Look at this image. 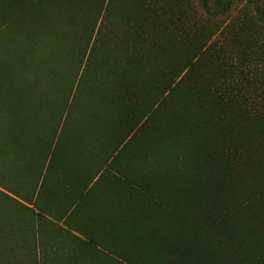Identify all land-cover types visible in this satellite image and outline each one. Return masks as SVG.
Listing matches in <instances>:
<instances>
[{
    "label": "trees",
    "instance_id": "trees-1",
    "mask_svg": "<svg viewBox=\"0 0 264 264\" xmlns=\"http://www.w3.org/2000/svg\"><path fill=\"white\" fill-rule=\"evenodd\" d=\"M45 1L0 0V27L17 14L39 28ZM92 1L99 16L117 4ZM196 1L195 56L167 63L179 47L138 23V43L97 40L81 75L65 70L50 122L12 89L0 161L22 168L19 192L6 186L23 201L0 191V264H264V0L258 16L243 10L256 0ZM217 34L230 65L204 66Z\"/></svg>",
    "mask_w": 264,
    "mask_h": 264
},
{
    "label": "rangeland",
    "instance_id": "rangeland-1",
    "mask_svg": "<svg viewBox=\"0 0 264 264\" xmlns=\"http://www.w3.org/2000/svg\"><path fill=\"white\" fill-rule=\"evenodd\" d=\"M256 1V6L246 7L243 10L248 11L252 16H258L257 8H261L263 3L260 0ZM144 2L145 5L140 1L134 3V0L122 2L117 0L115 6L106 7L104 11L106 15L110 10L108 19L110 18L112 22L105 20L104 13L99 16L97 9L92 7L94 3L92 0H46L42 7L44 14L41 19L36 20L41 22L39 28L32 25L33 16L25 20L15 14L12 20L13 26L8 34L0 27V104L3 105V108H0V126L8 122L5 108L10 107V103L15 98L11 95L13 88H16V95L18 94L23 101L21 104L26 110L28 108L27 117L30 120L41 118V121L50 122L51 112L57 110L56 104L64 102L62 81L69 82V77L64 75L65 70L79 69L81 75L91 51L95 50L93 46L97 40L102 46L109 44L112 47L116 46L117 40L126 47L133 39L125 33L134 24L148 23L154 36L160 37V40L168 46L174 44L179 47L176 57L165 56L167 63L174 61L178 64L179 54H184V59L195 56L200 38L196 36L194 22L197 18L205 17L197 1L157 0L156 5L152 4V0H144ZM238 6L243 8V5ZM114 8L115 13L113 12L112 15L111 11ZM223 39L217 34L207 43L206 46L210 49L208 48L204 57L198 58L204 59L202 61L204 66L218 63L230 65L231 58L224 57L229 47H225ZM133 42L138 43L135 40ZM100 43L98 42L97 46ZM177 72L182 74L184 71L180 69ZM4 85L8 88H3ZM262 88L261 82H258L246 86L243 90L250 99H253L250 107L258 102L256 94L259 92L258 89ZM236 93L238 90L234 94ZM16 132L20 140L21 133L18 130ZM6 161L4 157L2 162L0 161V183H4L0 186V191L23 201L20 195L6 186L19 192L22 188L20 182L23 179L20 175L22 168L16 161L12 163ZM10 165L15 168L10 169ZM23 191L21 190L20 193ZM0 203L9 204L3 197H0ZM46 217L51 219L49 215ZM38 225H43V230L49 231L47 221H40ZM57 225L64 227L59 221ZM2 235L4 236H0V253L8 254L10 236ZM28 260L22 258L24 264H27Z\"/></svg>",
    "mask_w": 264,
    "mask_h": 264
}]
</instances>
